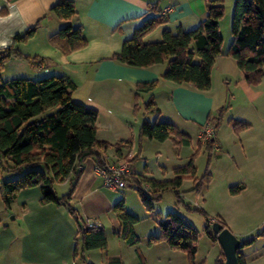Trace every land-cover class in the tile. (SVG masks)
Wrapping results in <instances>:
<instances>
[{"label":"crops","instance_id":"crops-1","mask_svg":"<svg viewBox=\"0 0 264 264\" xmlns=\"http://www.w3.org/2000/svg\"><path fill=\"white\" fill-rule=\"evenodd\" d=\"M56 1L0 0V48L11 45L15 34L40 22L32 37L17 44L22 55L37 58L33 62L16 56L9 58L0 71V79H40L49 75L69 78L75 84L73 100L98 112L97 138L113 145L102 153L108 164L127 158L131 162L132 173L146 176L145 165L143 168L139 163L142 149L138 133L145 118V112L140 115L139 100L144 102L149 93H141L135 99V84L138 82L158 80L153 97L160 113L153 114L154 120L167 114L163 120L172 122L190 137L189 149L193 141L186 125H195L198 137L206 123L216 121L217 116L214 115L211 120L208 116L215 108L226 104L225 94L218 98L212 94L211 87L199 90L189 83L177 84L163 79L161 74L166 68V61L148 67H135L113 58L121 50L123 41L132 36L149 15L161 14L165 21L144 36L145 42L160 40L164 30L176 33L198 27L206 15L207 0H73L76 13L71 23L81 26L87 43L68 53L50 42V36L66 23L50 11ZM228 42L215 59L211 80L221 76L230 85L234 79L233 82L247 95V105L241 111L233 105L225 117L222 115L220 125L214 131L216 147L212 150L219 152L217 159L225 153L242 159L243 154V159L247 160L245 170L234 181H228L238 182L230 186L242 185L238 194L252 189L258 195H264V118L254 117L252 110L253 102L264 96V82L261 80L257 85L247 83L236 61L227 54ZM46 68L48 71H45ZM235 120L249 123V126L238 132L233 127ZM191 154H188L189 158ZM175 157L177 163L172 168L185 164L184 156L176 154ZM59 185L65 190L68 188L67 182ZM114 192L105 188L95 158H86L70 203L83 220L105 228L108 245L106 250H85V261L80 256H74L77 223L67 206L42 204L39 187L21 190L9 206L0 197V264H109L117 259L124 264H187L186 253L171 248L163 240L147 243L146 250L138 249L139 255L137 245L140 241L130 245L120 237V221L111 211L112 205L120 199ZM6 211L12 214L9 220V214H2ZM262 216L254 231L246 232L228 221L227 225L241 241L246 242L264 224V213ZM153 234L157 233L153 231ZM254 241H262L263 246L252 253L245 251L249 244L243 246L241 252L244 259L247 264H264V235ZM256 252L259 257L254 256ZM220 255L221 251L217 257ZM195 260L201 264L196 257Z\"/></svg>","mask_w":264,"mask_h":264},{"label":"trees","instance_id":"trees-1","mask_svg":"<svg viewBox=\"0 0 264 264\" xmlns=\"http://www.w3.org/2000/svg\"><path fill=\"white\" fill-rule=\"evenodd\" d=\"M206 8V15L198 27L176 33L164 30L162 38L154 42H145L143 38L156 25L164 22L165 17L161 14L147 16L132 36L123 41L121 50L113 58L135 67H148L166 61V68L161 74L163 79L177 84L189 83L199 90L209 89L215 59L222 52L223 37L219 21L225 13L224 1L207 0ZM50 11L66 20L65 25L50 36L52 44L65 53L86 45L87 40L81 26L71 23L76 13L73 0H57ZM39 23L15 34L11 45L0 48V71L11 57L25 58L31 62L37 58L22 55L17 44L32 37ZM231 36L227 54L236 61L247 83L259 84L264 76V0H234ZM157 84L156 79L135 84V99L141 93H149L144 100L145 114L160 113L153 97ZM74 89L75 84L63 75H49L40 79H0V168L15 174L12 179L0 180V197L9 206L21 190L39 187L42 204L67 206L77 223L74 256H80L84 260L85 250L107 249V236L103 226L90 224L80 217L77 209L70 203L72 194L83 172L86 158L94 157L103 168L108 163L102 153L113 145L97 138L98 112L93 107L73 100ZM224 108H220L213 123L214 130L220 125ZM248 126L249 123L240 120L233 122V127L238 132ZM138 138L159 141L172 138L177 145L186 146L191 143L188 134L179 130L172 122L159 119L151 122L146 117L140 124ZM213 142L214 139L206 141L209 160L204 174L199 178L195 176L194 153L187 163L173 168L174 176L170 179L156 180L131 173L128 179L135 182L132 187L137 190L144 205L152 210L153 200L160 198L164 191H177L186 176L193 177L194 188L197 190L208 184L211 181L208 165ZM116 147L119 148L118 145ZM65 182L68 183L67 190L58 194L55 186ZM242 188V185H232L230 192L237 194ZM111 211L120 221V237L128 244L136 245L139 237L134 227L138 218L126 210L124 198L116 201ZM213 221L219 222L223 227L228 225L221 217L207 221L205 229L216 240L215 235L209 231ZM157 224L159 233L151 234L148 243L163 240L171 248L184 251L187 264H197L195 257L198 236L194 225L175 211H168ZM263 235L264 224L248 241H241L242 247ZM137 252L140 255L138 249ZM237 258L239 264H247L241 249L237 251ZM224 261L225 256L221 252L214 264H224ZM109 264L124 263L117 259Z\"/></svg>","mask_w":264,"mask_h":264},{"label":"rangeland","instance_id":"rangeland-1","mask_svg":"<svg viewBox=\"0 0 264 264\" xmlns=\"http://www.w3.org/2000/svg\"><path fill=\"white\" fill-rule=\"evenodd\" d=\"M233 5L234 0H224L225 13L219 21L221 29L220 33L223 37L222 48L228 41V45L231 43V19ZM263 78L262 80L264 82ZM233 81L235 80L232 79V83L228 85L229 83H227L225 78H222L221 76L216 77L214 81L211 80V88L213 90L212 94L216 95L218 98L224 96V94L226 95L223 117H225V113H227L233 105L235 106V109L239 111L244 110V107L247 105V95L236 85V82ZM139 101L142 109L140 115L142 116L144 113V102L141 99ZM252 107L254 117L257 116L264 118V96L259 99L257 98L253 102ZM220 108L221 106L213 110L211 116H208L210 120L214 118V115L218 116ZM154 115L149 113L144 116L146 119L154 122L156 116ZM161 117L162 119L159 120L166 119L167 114L166 116L160 115V118ZM186 126L188 127L186 129L190 133L193 141V145L190 149L185 145L176 146L172 138H169L166 141L148 138L142 139L144 141L139 140L142 149L139 163L143 168L145 165L147 177H153L156 180H166L172 178L174 176L172 167L177 163L175 160L176 154L184 156L185 160L183 163H187L189 158L188 154L190 153L195 154V176L199 178L204 174L209 160V151L205 146L206 142L201 138L202 130L200 131L199 136L196 137L198 130L195 125L189 123ZM214 150L215 149L211 151L208 165V169L211 173V181L208 184L202 185V187L197 190L194 188L193 177L186 176L183 179L181 186L177 188V191H164L160 198L153 200L152 210H149L144 205L137 190L132 187V185L119 190H113L104 185L106 189L113 190V192L115 191L114 195H116L118 199L124 198L126 210L138 218V222L134 227L135 233L139 237L140 241L137 245V249L146 250L149 236L153 234V231L159 233L157 222L163 219L168 211H175L179 213L196 228L198 236L196 259L201 264H214V260L218 253L220 251L222 252L218 241L211 238L205 229L208 220L221 217L226 223L228 221L232 225H235V227H239L246 232L254 231L253 229L257 227L263 217L264 195H258L252 189H246L240 194H231L229 189L230 185L238 182H228L234 181L242 174V172H244L247 160L243 159V154L242 159H238L232 154L226 153L222 155V158L217 159V153L219 152ZM14 176L15 174L13 172L0 168V180L12 179ZM228 178L231 179L228 180ZM55 187L58 194L66 191L65 187H61V185H56ZM147 194L150 196L149 192H147ZM201 210H203V212ZM4 213L7 215L9 214L7 217L8 220L12 217V214L9 211L3 212L2 214ZM206 215H208V218H206ZM211 225L212 223L210 224L209 231L212 235H215ZM153 228L155 230H152ZM107 229L110 230V227L107 226ZM231 231L233 232V230ZM143 242L146 244H143ZM262 246V241L260 243L259 241H254L249 243V247L247 249L245 248V251L247 253H252L258 251V249ZM254 256L259 257L257 252Z\"/></svg>","mask_w":264,"mask_h":264},{"label":"built area","instance_id":"built-area-1","mask_svg":"<svg viewBox=\"0 0 264 264\" xmlns=\"http://www.w3.org/2000/svg\"><path fill=\"white\" fill-rule=\"evenodd\" d=\"M45 71H48V69L46 68ZM214 131L213 123H206L201 132V138L203 141L206 142L214 139ZM213 147H216V143L214 142ZM100 172L104 179V185L113 190H119L131 185L135 186V182L128 179L132 173V166L130 160L127 158L121 159L115 163L107 164L103 168L100 167Z\"/></svg>","mask_w":264,"mask_h":264},{"label":"water","instance_id":"water-1","mask_svg":"<svg viewBox=\"0 0 264 264\" xmlns=\"http://www.w3.org/2000/svg\"><path fill=\"white\" fill-rule=\"evenodd\" d=\"M211 228L225 256L224 264H239L237 251L242 247L241 239H239L228 227H223L217 221L212 222Z\"/></svg>","mask_w":264,"mask_h":264}]
</instances>
